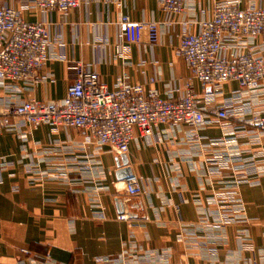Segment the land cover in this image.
Returning a JSON list of instances; mask_svg holds the SVG:
<instances>
[{
	"label": "crops",
	"instance_id": "obj_1",
	"mask_svg": "<svg viewBox=\"0 0 264 264\" xmlns=\"http://www.w3.org/2000/svg\"><path fill=\"white\" fill-rule=\"evenodd\" d=\"M194 0L181 16H169L160 0H80L67 14H43L29 0H0L25 21H45L53 42L37 84L0 80V109L30 100L60 101L76 79V63L90 65L112 89L145 83L164 100L182 92L191 72L174 45L185 28L197 31L214 4ZM242 8H264V0H242ZM154 21L155 46L126 40L120 20ZM245 44L264 57V41ZM200 108L232 104L237 119L196 130L185 125L156 129L136 139L126 154L143 194L128 200L117 179L121 156L88 142L82 131L12 123L0 132V264H264V135L250 146L253 115L264 116V81L253 90L236 82L205 90L194 82ZM214 95L213 101H206ZM138 133L136 132V136ZM251 149L249 183L236 187L229 170L211 161ZM122 164V163H121ZM237 192L244 222L222 225L217 192ZM126 214L128 221H119Z\"/></svg>",
	"mask_w": 264,
	"mask_h": 264
},
{
	"label": "built area",
	"instance_id": "obj_2",
	"mask_svg": "<svg viewBox=\"0 0 264 264\" xmlns=\"http://www.w3.org/2000/svg\"><path fill=\"white\" fill-rule=\"evenodd\" d=\"M30 6L43 14H67L79 8L80 0H29ZM194 0H160L164 13L181 16L185 5ZM242 0H223L214 4L210 19H201L197 31L185 28L174 48L191 72L184 90L164 100L155 89H147L155 78L145 83L126 85L124 82L110 89L101 82L90 65L76 63V79L60 101L30 100L22 105L0 109V132L20 122L33 130L46 125L54 129L82 131L88 142L108 146L117 156L129 153L136 139L145 141L162 126L185 125L196 130L220 126L237 119L236 98L232 104L209 110L200 108L194 82L205 90L236 82L243 90H253L264 81V57L245 44L248 40L264 41V8H242ZM120 28L129 42L155 46L159 41L158 24L154 21H133L128 16L120 20ZM53 42L49 25L45 22L25 21L21 13L8 6H0V80L6 83L40 81V73L49 61ZM211 94L206 101H213ZM253 140L250 146L260 145L264 135V116L253 115L250 122ZM136 132L138 135L136 136ZM251 149L239 155H220L212 159L216 173L223 176L230 171L236 187L249 183L246 173L255 164ZM143 183L136 176L125 180L124 192L128 200L143 194ZM215 211H209L222 225L244 222L236 217L242 211L237 192H217ZM128 221L126 214L117 217Z\"/></svg>",
	"mask_w": 264,
	"mask_h": 264
},
{
	"label": "water",
	"instance_id": "obj_3",
	"mask_svg": "<svg viewBox=\"0 0 264 264\" xmlns=\"http://www.w3.org/2000/svg\"><path fill=\"white\" fill-rule=\"evenodd\" d=\"M121 162H119V171L117 172V179L119 181H125L128 178L132 176V172L130 168H121V165L127 166L128 165V160L125 155L121 156ZM122 163V164H121Z\"/></svg>",
	"mask_w": 264,
	"mask_h": 264
},
{
	"label": "rangeland",
	"instance_id": "obj_4",
	"mask_svg": "<svg viewBox=\"0 0 264 264\" xmlns=\"http://www.w3.org/2000/svg\"><path fill=\"white\" fill-rule=\"evenodd\" d=\"M108 147V146H107Z\"/></svg>",
	"mask_w": 264,
	"mask_h": 264
}]
</instances>
